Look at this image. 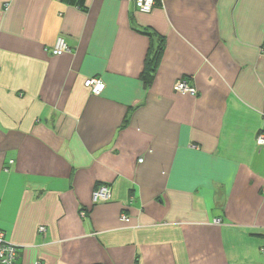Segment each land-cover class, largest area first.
I'll return each mask as SVG.
<instances>
[{"label": "crops", "instance_id": "obj_1", "mask_svg": "<svg viewBox=\"0 0 264 264\" xmlns=\"http://www.w3.org/2000/svg\"><path fill=\"white\" fill-rule=\"evenodd\" d=\"M156 1L0 0V231L18 264H264V0Z\"/></svg>", "mask_w": 264, "mask_h": 264}, {"label": "built area", "instance_id": "obj_2", "mask_svg": "<svg viewBox=\"0 0 264 264\" xmlns=\"http://www.w3.org/2000/svg\"><path fill=\"white\" fill-rule=\"evenodd\" d=\"M138 8L145 13H149L152 11L154 5L156 4V0H135ZM70 51V46L67 41L60 37L57 41V44L53 47L52 53L54 54H63L65 52ZM262 51L264 52V46L262 47ZM85 85L90 88L93 94L99 95L105 89V82L101 77L94 76L89 77L85 81ZM175 91L180 93H197V89L190 84L188 80L185 78H179L174 83ZM257 142L260 145H264V132L259 133L257 137ZM143 161V159H140ZM111 198V190L107 186H100L94 193L95 201H107ZM122 219L125 221H129L130 219L126 215H122ZM42 231L45 230V227H40ZM20 247L9 241L5 233L0 231V264H18L17 257ZM36 264H40L38 261Z\"/></svg>", "mask_w": 264, "mask_h": 264}, {"label": "trees", "instance_id": "obj_3", "mask_svg": "<svg viewBox=\"0 0 264 264\" xmlns=\"http://www.w3.org/2000/svg\"><path fill=\"white\" fill-rule=\"evenodd\" d=\"M63 1L66 3H69V4H73V5L75 4V5L83 6L85 4L86 0H63ZM163 46H164V44L161 42L158 45V47H156L154 49L152 54L149 55L147 58L145 69H144L143 75H142L147 84H150L154 78V73L156 71L159 58H160L161 53L163 51ZM18 257H17V263H18Z\"/></svg>", "mask_w": 264, "mask_h": 264}]
</instances>
